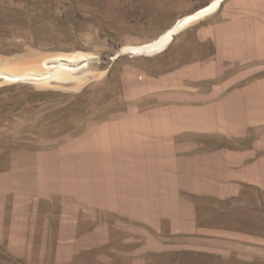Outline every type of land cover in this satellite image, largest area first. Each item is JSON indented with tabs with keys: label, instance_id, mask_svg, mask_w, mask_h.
Here are the masks:
<instances>
[{
	"label": "rangeland",
	"instance_id": "374dc122",
	"mask_svg": "<svg viewBox=\"0 0 264 264\" xmlns=\"http://www.w3.org/2000/svg\"><path fill=\"white\" fill-rule=\"evenodd\" d=\"M209 1L0 0V64L94 56L79 89L0 83V264H264V0L118 52ZM109 107L118 137H60Z\"/></svg>",
	"mask_w": 264,
	"mask_h": 264
},
{
	"label": "bare ground",
	"instance_id": "6f19581e",
	"mask_svg": "<svg viewBox=\"0 0 264 264\" xmlns=\"http://www.w3.org/2000/svg\"><path fill=\"white\" fill-rule=\"evenodd\" d=\"M223 1L224 0H210L206 5L198 8L197 10L180 16L165 30H163L155 38L149 41L141 43H127L122 45L118 51L119 55H154L156 53L164 51L168 47L175 34L179 33L187 26H190L199 19L213 13ZM156 11L159 12L160 7L153 3L149 4L148 14L152 15L153 12ZM26 56L25 58L23 57L19 60L16 59L17 61L12 63L6 62V64H0V83L10 84L17 82H32L38 88H46L50 85H54L55 87H63L66 85L70 86L71 89H79L84 78L75 75L73 66L83 61L89 62L94 57L93 53L81 50L54 53L32 52L27 57ZM135 110L137 111V109ZM135 110H131V108H128L127 114L122 115L115 112L116 108L109 107L108 109H104V111L102 110V112L100 111L99 114L97 113V115H94L93 112V116L90 117L87 122L83 123V125H81V123L79 126H77L76 130H69L70 132L64 134V132L68 130V127H66L58 133H61L60 137L63 138L78 134L83 135L84 133H88L89 135H98L102 138H105V140H108L109 138H115L120 134L115 129H113V127L118 129L120 127V124H115L114 126H112L113 124H110L111 127L110 125H95L101 121H106V123H109V121L112 122L114 119L129 121V116L132 115L131 113L138 114ZM161 113L160 111L156 112L155 110L153 111V113L149 112L147 114H144L143 116H152L155 118V121H160L159 119ZM87 129L88 132H85L84 130ZM153 132H157V130L154 129L149 134L151 136H156V133ZM131 133H134L135 135L141 134L134 127L133 129H131ZM85 136L88 135L85 134Z\"/></svg>",
	"mask_w": 264,
	"mask_h": 264
}]
</instances>
